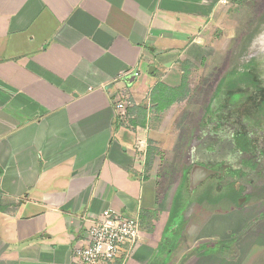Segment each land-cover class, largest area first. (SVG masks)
<instances>
[{
  "label": "crops",
  "instance_id": "obj_1",
  "mask_svg": "<svg viewBox=\"0 0 264 264\" xmlns=\"http://www.w3.org/2000/svg\"><path fill=\"white\" fill-rule=\"evenodd\" d=\"M227 2L0 0V264H75L85 219L106 210L139 217L124 264H172L156 254L172 199L161 209L157 180L145 177L160 134L151 116L171 108L165 91L179 92L207 56ZM122 91L125 124L110 99ZM211 252L184 264H213Z\"/></svg>",
  "mask_w": 264,
  "mask_h": 264
},
{
  "label": "rangeland",
  "instance_id": "obj_2",
  "mask_svg": "<svg viewBox=\"0 0 264 264\" xmlns=\"http://www.w3.org/2000/svg\"><path fill=\"white\" fill-rule=\"evenodd\" d=\"M263 28L264 0H228L208 31L211 41L206 45L207 56L188 67V76L172 98L171 108L151 116L150 127L160 134L149 143L145 177L157 180L158 201L163 210L170 205L182 169L189 164L191 167L194 151L189 147L190 140L198 130L202 134L209 127L218 128L219 132L233 131L250 141L259 159V172L254 165L243 164L240 181L232 184L236 195L228 192L223 180L210 181L219 186L217 197L208 196L203 209L187 213L176 244L162 248L173 250L172 264H184L185 258L197 256L193 253L198 250L200 254L205 247L212 251L209 255L215 260L213 264L238 261L248 251L242 264H264V158L257 154L264 150V86L255 79L261 71L258 64L264 60V52L250 51L253 46H248L250 38H259L264 33ZM260 29L263 32L258 35ZM196 138L199 140V135ZM192 169L190 185L195 181L204 183L214 174L203 166ZM228 169L225 167L227 172ZM205 183L196 187L198 197L204 194ZM227 209L230 211L225 215L208 213ZM241 229L236 235L226 237L230 231ZM156 254L169 258L161 249Z\"/></svg>",
  "mask_w": 264,
  "mask_h": 264
},
{
  "label": "trees",
  "instance_id": "obj_3",
  "mask_svg": "<svg viewBox=\"0 0 264 264\" xmlns=\"http://www.w3.org/2000/svg\"><path fill=\"white\" fill-rule=\"evenodd\" d=\"M165 92L168 95V98L166 99L165 97L164 99L168 100L167 104H170L172 98L176 96V91L169 90ZM207 129L208 131L204 134H202V132L198 130L195 136L190 140L189 147H191V149L194 151V158L192 160V164L204 166L205 168H209L211 170H217L222 166L225 167L228 166L229 171L227 172L228 174H226L224 182L227 183L226 186L228 187V192L235 194V190L232 184L236 183L237 181H240L241 178H239V173L240 170L245 169L244 166L250 164V165H254L256 170H258V172L260 170L258 167L259 159H257V157L255 156L256 148L250 144V141L248 142L246 139H243L241 135L233 134V131H229V132L225 131L226 132L225 133L222 131L219 132L218 128L215 129L214 127H209ZM198 135L200 138L199 140H197L196 138ZM260 153L261 156L264 158V150H262V152L258 151L257 154L259 155ZM240 166H242V168ZM189 168H190V164L182 169V174H181L182 178L172 198V204H171L168 220L164 227L161 241L157 249V251L161 249L162 251L168 253L169 255H172L173 250L172 249L163 250L162 248H164V245H167V247L170 248L171 246H174V244H176L179 231L181 230L185 222V215L196 208L203 209L206 202L205 199H207L208 196H213V198L217 197L216 184L214 182L207 183L204 186L206 187V190L204 194H202L200 197L197 196L198 190L195 191L191 197H189L185 189L186 176ZM233 177L237 178V180L234 179ZM229 209H227V211H212L208 213L224 214L229 212L230 211ZM197 252L198 250L193 254L207 255L208 253L211 252V249L205 248L203 249V252H201L200 254ZM187 260L188 259L185 258L182 263H185Z\"/></svg>",
  "mask_w": 264,
  "mask_h": 264
},
{
  "label": "built area",
  "instance_id": "obj_4",
  "mask_svg": "<svg viewBox=\"0 0 264 264\" xmlns=\"http://www.w3.org/2000/svg\"><path fill=\"white\" fill-rule=\"evenodd\" d=\"M139 78V72L133 74ZM116 119L125 124L128 118L129 96L124 91L111 97ZM88 223L83 244L73 252L75 264H124L129 260L141 238L138 216H126L116 211L106 210Z\"/></svg>",
  "mask_w": 264,
  "mask_h": 264
},
{
  "label": "bare ground",
  "instance_id": "obj_5",
  "mask_svg": "<svg viewBox=\"0 0 264 264\" xmlns=\"http://www.w3.org/2000/svg\"><path fill=\"white\" fill-rule=\"evenodd\" d=\"M263 30H264V28H263ZM252 46L253 47H251L250 48V51H254V50H256V49H259V51H262V52H264V33L259 37V38H255V39H253L252 40ZM263 61L264 60H261L260 62H259V64L258 65H260L261 64V67H260V73H259V75H258V79H263L264 80V69H262L263 67H262V64H263Z\"/></svg>",
  "mask_w": 264,
  "mask_h": 264
},
{
  "label": "flooded vegetation",
  "instance_id": "obj_6",
  "mask_svg": "<svg viewBox=\"0 0 264 264\" xmlns=\"http://www.w3.org/2000/svg\"><path fill=\"white\" fill-rule=\"evenodd\" d=\"M204 167V166H203ZM206 169H208V170H210V171H212V173H214L213 175H211L209 178H207V180L206 181H224V179H225V177H226V173H227V171L225 170V166H222V167H220L219 169H217V170H211V169H209V168H206ZM223 172V174H219V172ZM219 174V175H218ZM205 181V182H206ZM217 185V184H216ZM217 187H219V186H217ZM216 187V188H217Z\"/></svg>",
  "mask_w": 264,
  "mask_h": 264
},
{
  "label": "water",
  "instance_id": "obj_7",
  "mask_svg": "<svg viewBox=\"0 0 264 264\" xmlns=\"http://www.w3.org/2000/svg\"><path fill=\"white\" fill-rule=\"evenodd\" d=\"M262 32H263V30L260 29V31H259L257 34L259 35V34L262 33ZM255 37H256V36H254V37H252V38L249 39L248 46H249V45H252V40L255 39ZM258 37H259V36H258ZM256 38H257V37H256ZM250 47H251V46H250ZM248 50H249V49H248ZM262 67H263V69H264V61H263ZM151 71H152V68L149 69V72H151ZM254 74H255V73H254ZM253 76H254V75H253ZM254 77H255V76H254ZM255 79L258 81L259 84H263V86H264V80L261 79V78L258 79V75L255 77ZM259 81H260V82H259ZM209 171H210V170H209ZM211 172H212V171H211ZM200 183H202V182H200ZM200 183H199V181H195V182H193V183L191 184V188H190L191 191L193 192V191L196 189V187H197ZM240 204H241V203L239 202L238 205L240 206Z\"/></svg>",
  "mask_w": 264,
  "mask_h": 264
}]
</instances>
